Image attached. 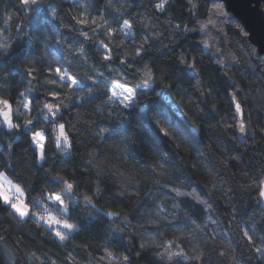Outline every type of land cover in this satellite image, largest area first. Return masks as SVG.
<instances>
[{
  "label": "clouds",
  "instance_id": "9594fccd",
  "mask_svg": "<svg viewBox=\"0 0 264 264\" xmlns=\"http://www.w3.org/2000/svg\"><path fill=\"white\" fill-rule=\"evenodd\" d=\"M0 264H264V0H0Z\"/></svg>",
  "mask_w": 264,
  "mask_h": 264
},
{
  "label": "water",
  "instance_id": "95a60500",
  "mask_svg": "<svg viewBox=\"0 0 264 264\" xmlns=\"http://www.w3.org/2000/svg\"><path fill=\"white\" fill-rule=\"evenodd\" d=\"M253 27H255V25H252Z\"/></svg>",
  "mask_w": 264,
  "mask_h": 264
}]
</instances>
